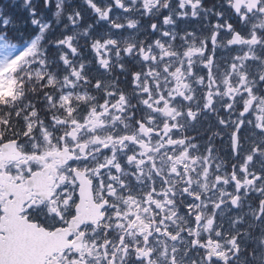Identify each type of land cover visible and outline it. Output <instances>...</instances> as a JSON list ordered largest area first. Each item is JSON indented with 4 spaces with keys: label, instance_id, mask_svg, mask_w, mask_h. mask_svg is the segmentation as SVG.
<instances>
[{
    "label": "snow or ice",
    "instance_id": "obj_1",
    "mask_svg": "<svg viewBox=\"0 0 264 264\" xmlns=\"http://www.w3.org/2000/svg\"><path fill=\"white\" fill-rule=\"evenodd\" d=\"M0 6V264H264V0Z\"/></svg>",
    "mask_w": 264,
    "mask_h": 264
},
{
    "label": "flooded vegetation",
    "instance_id": "obj_2",
    "mask_svg": "<svg viewBox=\"0 0 264 264\" xmlns=\"http://www.w3.org/2000/svg\"><path fill=\"white\" fill-rule=\"evenodd\" d=\"M12 4V0H0V6H5V5H11ZM12 13H13V8L9 9ZM24 15L22 16V18H25V13H23Z\"/></svg>",
    "mask_w": 264,
    "mask_h": 264
},
{
    "label": "trees",
    "instance_id": "obj_3",
    "mask_svg": "<svg viewBox=\"0 0 264 264\" xmlns=\"http://www.w3.org/2000/svg\"><path fill=\"white\" fill-rule=\"evenodd\" d=\"M14 14V16L17 18V19H24V18H22V16L24 15L22 12H15V13H13Z\"/></svg>",
    "mask_w": 264,
    "mask_h": 264
},
{
    "label": "rangeland",
    "instance_id": "obj_4",
    "mask_svg": "<svg viewBox=\"0 0 264 264\" xmlns=\"http://www.w3.org/2000/svg\"><path fill=\"white\" fill-rule=\"evenodd\" d=\"M18 3H19V0H17V7H16V8H13V11H14V12H19V9H18Z\"/></svg>",
    "mask_w": 264,
    "mask_h": 264
}]
</instances>
